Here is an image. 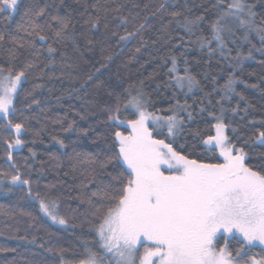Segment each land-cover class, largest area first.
I'll return each mask as SVG.
<instances>
[{
  "label": "trees",
  "instance_id": "1",
  "mask_svg": "<svg viewBox=\"0 0 264 264\" xmlns=\"http://www.w3.org/2000/svg\"><path fill=\"white\" fill-rule=\"evenodd\" d=\"M161 3H165L162 9ZM217 3L18 0L16 12L0 13V35L4 36L0 40V67L27 73L15 101L17 112L9 119L24 123L28 129L21 136L23 148L11 150L9 161L6 141L13 142L15 133L0 116V173H7L0 175L7 192L0 196V264H79L88 250L97 254L101 264H114L100 246L93 228L97 223L94 213L95 207L104 203L103 193L110 190L109 186L116 187L121 178L123 168L115 160L105 163L114 155L110 147L113 129L107 118L108 110L118 103L120 119L133 118L134 110L123 108L129 93L143 94L148 110L165 116L173 114L169 109L177 101L190 106L187 112H191V120L187 112L177 113L184 119L183 131L173 145L178 151L192 158H214L215 154L208 153L201 142L214 134L216 119L210 115L214 113L223 116L229 125L227 134L248 152L251 165L264 164V145L254 142L258 131H264V53L257 51L260 39L255 31L246 33L234 23L231 33L225 34L223 55L215 41L211 45L215 51L201 48L199 40L213 34ZM245 3L253 6L255 26L264 27V0ZM40 8L44 15L35 17L33 12ZM176 12L181 16L174 18ZM57 15L68 20L66 29L61 30L52 19ZM89 17L98 18L99 25L93 28L87 22ZM122 17L127 18V24L122 23ZM184 17L203 19L188 34L176 23ZM140 23H145L140 33L120 40ZM36 24L43 30L34 29ZM37 31L46 40H40ZM28 41L34 47H29ZM49 47L56 51L50 53ZM136 48L141 49L139 53ZM250 51L251 57L242 63L234 59L238 52L247 57ZM172 57L177 60L178 74L187 69L199 81L196 90L182 92L175 88L169 73ZM233 75L237 80L235 91L229 94L230 99H222V86ZM17 172L22 179L30 180V185L14 186L11 175ZM41 199L45 203L55 201L66 224H56L45 215L40 209ZM240 246L234 239L228 241L233 254ZM250 254L259 257L264 252L254 246Z\"/></svg>",
  "mask_w": 264,
  "mask_h": 264
},
{
  "label": "snow or ice",
  "instance_id": "2",
  "mask_svg": "<svg viewBox=\"0 0 264 264\" xmlns=\"http://www.w3.org/2000/svg\"><path fill=\"white\" fill-rule=\"evenodd\" d=\"M164 6L165 3H161L160 8ZM215 7L218 19L212 26L213 34L211 38L199 40L201 48L207 47L210 51L218 49L223 55L225 34L231 33L235 23L245 28L246 33L256 32L261 43L257 51L264 53V27L255 26L253 6L245 0H218ZM17 9L18 0H0V13H14ZM33 15L43 16L44 9L36 10ZM172 15L178 18L181 13ZM52 19L61 25V30L68 27L66 18L57 15ZM202 19L184 17L183 20L177 19L176 23L192 34L193 27ZM121 21L128 22L123 17ZM87 22L93 28L99 25L98 18L89 17ZM144 27L145 23H140L120 40H129ZM34 29L43 30L39 24ZM35 34L40 40H46L39 31ZM56 34L59 36L60 32ZM3 39L4 36L0 35V40ZM244 39L247 40L248 36L245 35ZM213 41L216 42V49L211 47ZM27 43L29 47H34L32 41ZM21 47L24 45L21 44ZM140 50L136 48L135 51L139 53ZM48 51L53 53L56 50L49 47ZM250 57L251 51L247 57L238 52L234 59L242 63ZM169 73L175 88L182 92H192L200 86L187 69L184 74H178L175 57L171 58ZM26 76L24 70L14 72L0 68V115L5 118L6 127L15 133L13 142L6 141L9 161H12L11 149L23 146L21 136L28 131L24 123H13L9 119L17 112L15 101ZM236 82L234 75L229 77L222 86V99H230L229 94L235 91ZM129 96L123 108L126 111L134 109L133 118L120 119L119 103L108 110L107 122L113 129L110 147L114 149V155L109 156L105 163L115 160L123 171L117 186H109L110 190L101 196L104 203L95 207L97 223L93 228L105 253L111 254L114 264H264V255L257 258L250 254L251 248L257 245L264 252V164L259 167L251 165L248 152L244 147H238L227 134L229 125L224 123L223 116H215L214 113H210L216 119L212 125L214 134L201 140L206 151L215 154L214 158H192L191 154L178 151L173 145L176 136L183 131L184 119L177 113L179 110L187 112L190 106L177 101L169 109L173 114L164 117L148 110L143 94L132 96L129 93ZM33 103L40 102L34 100ZM187 117L192 119L191 112H187ZM119 127H123L124 131L116 130ZM232 131L236 130L233 128ZM254 142L264 145V131H258ZM59 143L62 147L66 146L62 140ZM0 175L6 176L7 173ZM11 183L30 185L31 182L22 179L17 172L11 175ZM36 198L40 199L39 193ZM58 208L55 201L45 203L40 200L41 211L52 221L64 225L66 221L59 216ZM229 238L241 245L235 254L228 247ZM221 241L223 246H220ZM79 264H100V261L95 252L88 250Z\"/></svg>",
  "mask_w": 264,
  "mask_h": 264
},
{
  "label": "rangeland",
  "instance_id": "3",
  "mask_svg": "<svg viewBox=\"0 0 264 264\" xmlns=\"http://www.w3.org/2000/svg\"><path fill=\"white\" fill-rule=\"evenodd\" d=\"M1 68V67H0ZM23 82H24V80H23ZM22 82V83H23ZM197 88H195V89H193V91L194 90H196ZM18 92H19V90H18ZM17 96H18V93H17ZM134 110V109H133ZM157 115H160V116H164V117H166L165 115H163V114H158V113H156ZM1 116V115H0ZM24 145V144H23ZM23 148V146H21V147H18V148H14V149H11V150H19V149H22ZM1 182V181H0ZM14 186H16V185H14ZM7 192L5 191V183L4 182H2V183H0V196H2V195H7L6 194ZM54 222V221H53ZM56 223V222H55ZM57 224V223H56ZM231 238H229V240H230ZM258 247H260L259 245H257ZM109 256L111 255V254H108ZM257 258H259V257H257ZM111 260H112V258H111ZM101 264V263H100ZM137 264H138V262H137Z\"/></svg>",
  "mask_w": 264,
  "mask_h": 264
}]
</instances>
